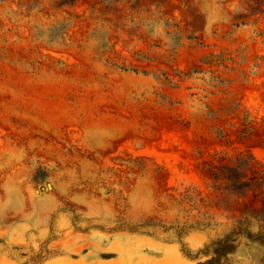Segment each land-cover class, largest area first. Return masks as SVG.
<instances>
[{"label":"rangeland","instance_id":"obj_1","mask_svg":"<svg viewBox=\"0 0 264 264\" xmlns=\"http://www.w3.org/2000/svg\"><path fill=\"white\" fill-rule=\"evenodd\" d=\"M264 0H0V264H264Z\"/></svg>","mask_w":264,"mask_h":264},{"label":"trees","instance_id":"obj_2","mask_svg":"<svg viewBox=\"0 0 264 264\" xmlns=\"http://www.w3.org/2000/svg\"><path fill=\"white\" fill-rule=\"evenodd\" d=\"M251 161L250 158H240L231 165L210 166L206 175L212 182V188L221 193L245 197L250 192L256 196V192L260 191L264 208V171L253 170ZM226 243L218 245L216 258L198 264H221L220 259L226 254Z\"/></svg>","mask_w":264,"mask_h":264}]
</instances>
